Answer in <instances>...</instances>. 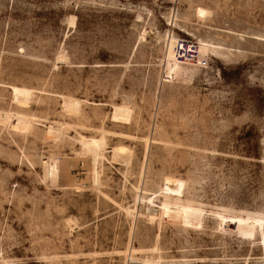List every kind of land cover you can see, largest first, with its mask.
<instances>
[{"label":"rangeland","instance_id":"rangeland-1","mask_svg":"<svg viewBox=\"0 0 264 264\" xmlns=\"http://www.w3.org/2000/svg\"><path fill=\"white\" fill-rule=\"evenodd\" d=\"M129 257L264 264V0H0V264Z\"/></svg>","mask_w":264,"mask_h":264},{"label":"bare ground","instance_id":"bare-ground-1","mask_svg":"<svg viewBox=\"0 0 264 264\" xmlns=\"http://www.w3.org/2000/svg\"><path fill=\"white\" fill-rule=\"evenodd\" d=\"M199 13H200V15L206 14V12L203 10H199ZM75 21H76V18H75V16H73L71 23L75 24ZM15 122H16V124H22V123L28 122V119L21 114H16L15 115ZM130 263L149 264L147 261H137V260L129 257L126 264H130Z\"/></svg>","mask_w":264,"mask_h":264},{"label":"water","instance_id":"water-1","mask_svg":"<svg viewBox=\"0 0 264 264\" xmlns=\"http://www.w3.org/2000/svg\"><path fill=\"white\" fill-rule=\"evenodd\" d=\"M130 264H139V263H130Z\"/></svg>","mask_w":264,"mask_h":264}]
</instances>
